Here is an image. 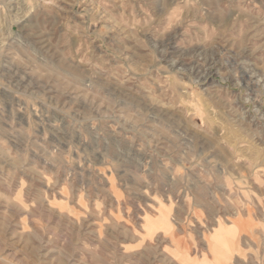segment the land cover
<instances>
[{
	"label": "rangeland",
	"instance_id": "rangeland-1",
	"mask_svg": "<svg viewBox=\"0 0 264 264\" xmlns=\"http://www.w3.org/2000/svg\"><path fill=\"white\" fill-rule=\"evenodd\" d=\"M0 264H264V0H0Z\"/></svg>",
	"mask_w": 264,
	"mask_h": 264
}]
</instances>
